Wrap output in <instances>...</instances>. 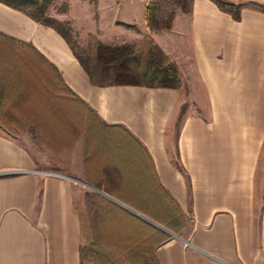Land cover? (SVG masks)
I'll return each mask as SVG.
<instances>
[{
  "label": "crops",
  "instance_id": "crops-1",
  "mask_svg": "<svg viewBox=\"0 0 264 264\" xmlns=\"http://www.w3.org/2000/svg\"><path fill=\"white\" fill-rule=\"evenodd\" d=\"M149 1L73 0L64 21L95 19L82 40L151 36L188 98L93 85L57 31L0 2V60L24 45L73 93L29 90L30 61L0 64L11 78L26 70L9 96L18 119L24 102L25 130L0 124V264H264V13L245 7L236 21L193 0L170 30L151 31Z\"/></svg>",
  "mask_w": 264,
  "mask_h": 264
},
{
  "label": "trees",
  "instance_id": "trees-1",
  "mask_svg": "<svg viewBox=\"0 0 264 264\" xmlns=\"http://www.w3.org/2000/svg\"><path fill=\"white\" fill-rule=\"evenodd\" d=\"M176 2L184 14L190 15L193 0H172ZM218 8L231 15L236 21L240 20L241 12L245 8L243 4H237L230 0H211ZM1 3L26 14L35 22L50 27L57 31L71 46L76 58L88 74L93 85L98 87L109 86H139L147 88H167L175 90H183L188 96L189 86L185 82L183 75L175 62H173L165 52L154 42L151 36H146L138 44L136 50L133 46L124 45L119 47H109L103 45L94 35L89 36L88 56L84 59L76 51V47L71 42L72 29L68 24H64L48 17V12L55 0H0ZM157 4L149 2L146 7V21L151 31L170 30L172 23L162 27L157 17ZM254 9L264 13V5L253 4ZM21 47L19 50V58L21 61H30L37 68L44 66L45 83L38 82L37 75H34L35 86H31L36 93L66 92L73 95L71 90L63 83L56 69L51 66L43 57H40L30 49ZM34 56V57H32ZM40 64V66L38 65ZM24 66V65H23ZM18 66L15 69V78L19 84L1 86L0 89V124L16 134H22L25 130L24 124L14 116L10 107L17 104L18 101L9 99L10 93L14 91L18 85V89L25 90L26 74L25 67ZM42 66V67H43ZM23 67V68H22ZM37 81V82H36ZM29 83V82H28ZM45 103L55 105L58 99L50 96L45 99ZM188 103L182 106V114L188 108ZM103 256V255H101ZM100 262H92V264H122V262L108 258L101 259Z\"/></svg>",
  "mask_w": 264,
  "mask_h": 264
},
{
  "label": "rangeland",
  "instance_id": "rangeland-1",
  "mask_svg": "<svg viewBox=\"0 0 264 264\" xmlns=\"http://www.w3.org/2000/svg\"><path fill=\"white\" fill-rule=\"evenodd\" d=\"M72 1L73 0H55V2L52 4V6L49 9L48 17L52 18L53 20H57L59 22H62L64 24H68L70 26V28L72 29L71 42H72V44L75 45L77 53L79 55H81L84 59H86L88 56V49H89L90 40H89V38H86V37L84 38V40L79 38V36H80L79 32H81L83 29H84L83 33H85V31H87V30L92 31L93 25L96 21H95V19L92 18L91 15L85 16L84 12H82V11L81 12L77 11L75 14V16L77 17L76 25L78 26L76 29L73 27V24L71 26L70 22L64 21V19L66 17L65 15L67 14L69 6H70ZM152 1L157 4V8H156L157 9V17H158V20L160 21V24L162 25V27H164L165 25H167L169 23H172V25H173L174 19L178 15H181L183 13L181 10V7L178 6L176 4V2H174L172 0H150L149 2H152ZM230 1L235 2L237 4H243L245 7H250V8L253 7L254 3H257L256 0H230ZM258 1H260V0H258ZM257 4H259V3H257ZM74 25H75V23H74ZM77 32H78V34H77ZM114 34L116 36V39H114L112 42H101V41L100 42L103 45L109 46V47H119V46H124V45H130V46H133L135 50L140 46L138 43L122 44L123 42L121 41V38L123 36L119 32L114 33ZM127 36L128 35H126L124 38L129 40V38ZM124 38H122V39H124ZM19 50H20V48H19ZM0 52H2V51L0 50ZM3 54H4V52H3ZM8 55L9 54L1 55L2 58L0 60V64L8 66L9 64H11V63L15 64V62L20 60L19 55H17V57H16V55H13V54H12V56L10 55L12 57V59H9ZM38 65L40 66L39 63H38ZM42 66H40V68L36 69V70H38L37 71L38 75L36 78H38V80H37L38 82H40L41 84H44L45 79L44 80H41V79L45 78L46 74H44V70L46 68L44 66L43 67ZM46 71H47V69H46ZM10 75H11L10 69L0 68V87L5 86V85H10V84L16 85V84H19L21 82L20 81L19 83H17L18 79L11 78ZM33 83L35 84V81L32 79L29 81L28 86H30V87L35 86ZM16 87H18V85ZM31 89L32 88H29V90H31ZM1 90L2 89H0V92H1ZM188 97H189V94L186 98H188ZM186 103H188V105H190L189 104L190 102L188 101V99H187ZM16 107H18V108H14V109H20V112H21V116L19 119L21 120V122L25 123L26 118L24 117V112L21 109V108H24V102H20Z\"/></svg>",
  "mask_w": 264,
  "mask_h": 264
},
{
  "label": "water",
  "instance_id": "water-1",
  "mask_svg": "<svg viewBox=\"0 0 264 264\" xmlns=\"http://www.w3.org/2000/svg\"><path fill=\"white\" fill-rule=\"evenodd\" d=\"M3 175H6V174H4V173L3 174H0V176H3Z\"/></svg>",
  "mask_w": 264,
  "mask_h": 264
}]
</instances>
